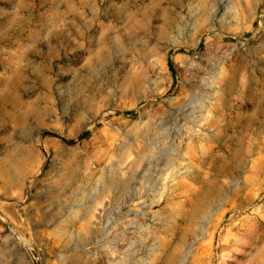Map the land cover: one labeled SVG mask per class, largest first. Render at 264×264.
Wrapping results in <instances>:
<instances>
[{
    "label": "rangeland",
    "instance_id": "374dc122",
    "mask_svg": "<svg viewBox=\"0 0 264 264\" xmlns=\"http://www.w3.org/2000/svg\"><path fill=\"white\" fill-rule=\"evenodd\" d=\"M17 1L0 264H264V0H143L131 27L101 14L115 47L91 54L42 53L47 4Z\"/></svg>",
    "mask_w": 264,
    "mask_h": 264
},
{
    "label": "crops",
    "instance_id": "0c3cea01",
    "mask_svg": "<svg viewBox=\"0 0 264 264\" xmlns=\"http://www.w3.org/2000/svg\"><path fill=\"white\" fill-rule=\"evenodd\" d=\"M65 1V2H64ZM56 4V12L52 8V0H38L39 4H47V12L38 16L50 23L46 22V25H50L51 28L47 29L44 26L40 32H44L46 37L43 43L47 46L42 53H110V49L115 47V35L112 37L108 33V28L105 27L106 33L99 35L95 33V26L103 17H124L129 16V25H132V18L137 13L143 14V0H120L121 4L116 5L114 0H104V4L101 7L99 0H64ZM19 8H28L34 10L36 6V0H18ZM128 14V15H127ZM31 17V16H30ZM28 17L30 22L31 18ZM58 29L60 34H50L51 30ZM34 34V33H33ZM1 41V40H0ZM41 39H35L33 37L29 43V48L23 53L36 52V43L38 44ZM99 43H103V48ZM54 44L56 47L51 46ZM112 46V48H111ZM58 47V48H57ZM108 48V49H107Z\"/></svg>",
    "mask_w": 264,
    "mask_h": 264
},
{
    "label": "bare ground",
    "instance_id": "6f19581e",
    "mask_svg": "<svg viewBox=\"0 0 264 264\" xmlns=\"http://www.w3.org/2000/svg\"><path fill=\"white\" fill-rule=\"evenodd\" d=\"M55 10H56V8L53 9L54 12H56ZM90 54H91V53H90ZM100 55H101V54H100ZM102 59H103V58H101V60H102ZM84 61H85V60H84Z\"/></svg>",
    "mask_w": 264,
    "mask_h": 264
},
{
    "label": "trees",
    "instance_id": "16d2710c",
    "mask_svg": "<svg viewBox=\"0 0 264 264\" xmlns=\"http://www.w3.org/2000/svg\"><path fill=\"white\" fill-rule=\"evenodd\" d=\"M52 135L54 136V134H52ZM68 142H73V141L70 140V141H68Z\"/></svg>",
    "mask_w": 264,
    "mask_h": 264
}]
</instances>
